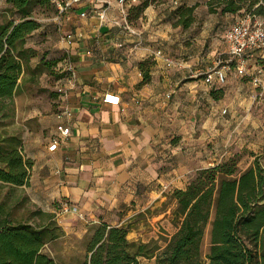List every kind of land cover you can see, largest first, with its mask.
<instances>
[{"label":"crops","instance_id":"0c3cea01","mask_svg":"<svg viewBox=\"0 0 264 264\" xmlns=\"http://www.w3.org/2000/svg\"><path fill=\"white\" fill-rule=\"evenodd\" d=\"M123 10L119 0L86 1L60 19L65 64L71 68L61 106L37 120L45 137L31 141V148L21 139L32 168L29 185L17 189L38 211L54 216L62 230L57 240L81 242L73 264L84 261L85 244L100 224L127 227L131 241L133 223L164 216L174 225L171 239L178 228L170 195L184 190L196 171L221 161L210 164L191 146L204 143L211 131L220 135L217 127L235 120V102L226 98L242 92L204 82L201 74L210 62L195 64V44L187 47L177 39L180 27L173 26L163 5L149 6L140 18L146 23L137 28L128 26ZM171 45L185 49L193 62L182 69L167 67ZM108 93L118 95L121 104L104 103ZM59 124L69 129L68 136H60ZM55 138L57 149L49 151ZM166 201L174 204L172 211ZM63 203L76 212L62 213ZM65 253L53 249L50 254L58 264H70L61 260L71 256Z\"/></svg>","mask_w":264,"mask_h":264},{"label":"trees","instance_id":"16d2710c","mask_svg":"<svg viewBox=\"0 0 264 264\" xmlns=\"http://www.w3.org/2000/svg\"><path fill=\"white\" fill-rule=\"evenodd\" d=\"M160 1L139 0L138 4L130 5L128 20L131 16L140 19L149 6L159 5ZM0 2L18 17L0 20V112L5 113L18 92L25 66L35 56L34 50L26 47L27 37L41 26L34 10L55 6L51 0ZM197 7L196 4L177 7L173 26L189 29ZM207 7L212 14L237 15L244 11L252 18L264 20V0H208ZM255 56L264 71L261 52ZM47 64L51 67L55 62ZM63 78L64 85L69 74ZM147 80L145 73L144 81ZM238 164V155L222 159L196 171L184 190L172 192L170 198L176 202L174 224L178 230L163 248L151 249L148 244L129 241L127 227L100 224L85 244L86 256L81 264H141V257H154L156 264H264V166L257 159L245 170H240ZM31 168L32 163L23 154L21 139L1 136L0 184L15 189L28 186ZM34 215L40 216L44 223L11 221L0 208V264H58L43 250L61 237L62 230L53 215L41 211ZM209 226L210 246L205 261L201 245Z\"/></svg>","mask_w":264,"mask_h":264},{"label":"rangeland","instance_id":"374dc122","mask_svg":"<svg viewBox=\"0 0 264 264\" xmlns=\"http://www.w3.org/2000/svg\"><path fill=\"white\" fill-rule=\"evenodd\" d=\"M190 2L198 5L194 13L195 21L189 29L180 27L175 34L180 42L187 44V47L191 41L195 44L192 52L195 53V60H198L194 61L196 65L201 64L203 60L210 62L206 72L221 66L223 60L228 59L224 36L232 26L241 21H248L252 24L260 22L264 25V20L252 18L244 11L237 15L223 16L210 13L207 0H190ZM138 3L139 1L130 0L129 3L122 5L125 22L134 28L141 27L146 23L133 18L134 16H131L130 20L127 18L130 5ZM159 5L166 8L169 12V19L175 22L173 12L180 5L176 4L175 0H161ZM34 17L41 26L27 37L26 47L34 50L35 56L24 68V73L19 81L20 87L13 103L7 105L8 111L0 112V137L3 135L19 137L22 141L28 142V148L34 146L31 141L46 136V132H43L37 125V120L47 119L59 110L64 92L63 80L65 78L63 76L68 73L66 64L63 62L65 54L64 48H62L63 34L60 31V19H58L56 8L52 6L49 8L38 7L34 10ZM5 18L8 20L18 19L17 15L8 10V6L4 2H0V20ZM169 48L174 54L170 58L181 64V66L174 67L175 69H182L186 64L193 62L194 58L183 54L185 49L176 47V45H171ZM257 58L255 56L251 58L252 62L249 64L247 62L248 75L246 76L242 77L230 69L227 82L223 85L224 88L230 90H236L239 87L242 90L239 95L232 91L226 98V100L230 99L235 102V120L230 121L225 129L217 127V130L220 129V135H214L211 131L208 133L210 137H207L204 143H196L191 146L195 149V153L199 154L204 161L207 158L210 164L238 155L240 170L247 169L255 159L264 166V89L256 88L252 81V77L259 68ZM52 62H55V65L48 67L47 63ZM231 73L241 78V85L237 79L231 78ZM201 77L203 78L202 75ZM4 114H7L6 117ZM226 119L228 121V118ZM166 206L172 211L174 204L168 202ZM0 208H2L3 215L9 216L10 220L14 222L29 221L34 224L43 222L40 216L34 215L38 209L27 201L26 193L22 189L0 184ZM148 218L149 221L140 222L138 226L133 223L129 239L135 243L148 244L151 249L156 246L163 247L170 235L174 233L171 218H164V216L156 217L154 220L151 219V216ZM209 246V232L206 231L201 245V256L205 261ZM53 249L57 252H64V254L71 252L70 257L61 255V260L73 264L75 255H78L83 246L76 238H63L48 244L43 251L51 256L50 253L53 252ZM139 260L141 264H156L154 257H141ZM56 262L58 261L56 260Z\"/></svg>","mask_w":264,"mask_h":264},{"label":"built area","instance_id":"2783aa9c","mask_svg":"<svg viewBox=\"0 0 264 264\" xmlns=\"http://www.w3.org/2000/svg\"><path fill=\"white\" fill-rule=\"evenodd\" d=\"M95 2V0H51L55 6L58 19H61L71 9L83 4L84 2ZM123 5L125 0H119ZM86 14H82L85 16ZM123 15L125 12L123 10ZM224 41L227 46L228 59L223 60L222 65L202 73L204 81L207 85L214 87H221L227 82L228 71L232 69L240 76L248 75L247 62L255 57L257 52H261L264 57V25L260 22L251 23L248 21H241L232 26L225 34ZM167 67H178L180 63L170 57L164 58ZM68 73H71V68H66ZM256 74L252 77L253 84L256 88L264 89V71L259 67ZM103 102L112 106H119L121 98L118 95L108 93L104 96ZM57 132L61 137H66L69 134V129L62 124L57 125ZM59 139L55 138L49 146V151L57 149ZM76 212L68 203H63L61 212Z\"/></svg>","mask_w":264,"mask_h":264}]
</instances>
